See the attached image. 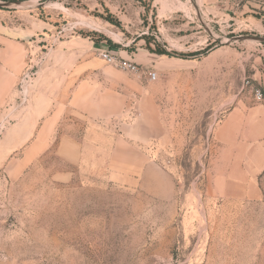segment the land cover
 <instances>
[{
    "label": "rangeland",
    "instance_id": "obj_1",
    "mask_svg": "<svg viewBox=\"0 0 264 264\" xmlns=\"http://www.w3.org/2000/svg\"><path fill=\"white\" fill-rule=\"evenodd\" d=\"M6 1L16 0L0 3ZM34 3L32 18L52 25L50 38L81 35L135 59L140 72L109 65L102 84L134 104L144 91L153 95L155 136L133 141L149 159L133 184L110 179L108 157L115 136L126 137L122 124L140 117L135 107L96 137L88 136L83 121L69 131L61 124L51 145L31 160L30 141L14 144L20 131L12 127L21 116L9 113L21 100L23 71L0 66V83L17 78L0 102V264H264V211H249L256 221H237L243 215L224 221L220 204L205 194L212 184L213 131L242 91L256 89V74L264 71V42L235 40L264 36V0ZM15 10L25 11L0 5V24H26L27 13H4ZM145 52L154 59L138 62ZM30 54L44 55L35 48ZM31 67L40 68L27 56L24 68ZM151 71L156 80L149 79ZM66 133L77 137L79 152L62 150ZM122 150L133 163L141 159ZM73 155L79 161L70 160Z\"/></svg>",
    "mask_w": 264,
    "mask_h": 264
},
{
    "label": "crops",
    "instance_id": "obj_2",
    "mask_svg": "<svg viewBox=\"0 0 264 264\" xmlns=\"http://www.w3.org/2000/svg\"><path fill=\"white\" fill-rule=\"evenodd\" d=\"M34 1L25 0L22 6L25 11L4 12L10 16L27 13L29 17H24L26 24H0V66L10 67L16 74L23 71L18 84L27 72H31L27 79V99L23 94L22 97L18 95L20 102L9 109L10 114L21 116L12 127L20 131L16 134L14 144L24 145L30 141L27 153L33 160L51 145L52 135L61 124L70 127L69 131L71 128L78 129L79 122L83 121L87 130H91L88 136L92 134L96 137L95 134L100 130L108 128L115 116L135 107L140 117L134 123L122 124L121 129L126 137L124 134L115 136L108 157L109 177L112 181L135 183L136 178L143 174L149 159L133 141H148L155 136V127L151 125L149 116L157 104L155 97L144 91L134 104L119 93L115 86L102 84L106 76L102 74L103 71L109 73V65L113 64L104 60L100 52H115L81 35L50 38L48 35L52 25L32 18L31 9L36 5ZM34 48L37 52L40 49L43 51L44 55L40 59L30 54ZM25 49L30 53L25 54ZM143 55L144 58L141 57L138 62L147 64L154 59L152 53L145 52ZM27 56L39 65L38 72L33 70L34 67L24 68ZM132 58L130 60L136 62ZM8 78L3 79L5 83H0V102H4L16 88L17 78ZM256 82V88L264 93L263 70L256 74ZM237 97L235 104L213 131L214 148L209 160L212 184L207 186L205 194L208 199L220 204V209L227 216L224 221H235L236 215H243L237 221H256L254 214L250 215L249 211H264V99L257 100L252 90L242 91ZM22 114L25 116L22 117ZM79 145L73 134L66 133L63 136L62 150L68 146L79 152ZM120 146L136 151V158L139 159L141 155V159L133 163L131 158L121 157L124 150L119 152ZM69 159L77 161L78 158L73 155Z\"/></svg>",
    "mask_w": 264,
    "mask_h": 264
},
{
    "label": "built area",
    "instance_id": "obj_3",
    "mask_svg": "<svg viewBox=\"0 0 264 264\" xmlns=\"http://www.w3.org/2000/svg\"><path fill=\"white\" fill-rule=\"evenodd\" d=\"M100 55L108 63L116 65V66H118L124 70L134 72V73L140 72V66L132 60H129V59H126L123 57H117L116 55L112 54L108 50H102L100 52ZM30 74H31V72H27L26 75L23 77L22 83H21L22 84L21 90H22V94H23L25 99H27V97H28L27 79L29 78ZM157 78H158L157 72L151 71L149 73V79L150 80H156ZM254 93H255V98L257 100H263L264 99V93L260 88L254 89Z\"/></svg>",
    "mask_w": 264,
    "mask_h": 264
},
{
    "label": "water",
    "instance_id": "obj_4",
    "mask_svg": "<svg viewBox=\"0 0 264 264\" xmlns=\"http://www.w3.org/2000/svg\"><path fill=\"white\" fill-rule=\"evenodd\" d=\"M13 2V3H12ZM25 4V0H16V1H6V2H1V6H6V7H19L22 8V6ZM243 40V39H251V40H257L264 42V36L260 35H248L245 37H237L235 40Z\"/></svg>",
    "mask_w": 264,
    "mask_h": 264
},
{
    "label": "trees",
    "instance_id": "obj_5",
    "mask_svg": "<svg viewBox=\"0 0 264 264\" xmlns=\"http://www.w3.org/2000/svg\"><path fill=\"white\" fill-rule=\"evenodd\" d=\"M156 51V50H155ZM157 53H159L158 51H156ZM161 54H168V55H171V53H169L168 51H162V52H160Z\"/></svg>",
    "mask_w": 264,
    "mask_h": 264
}]
</instances>
